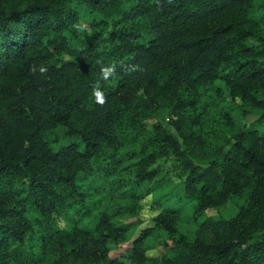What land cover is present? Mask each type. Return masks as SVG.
<instances>
[{
    "label": "trees",
    "instance_id": "16d2710c",
    "mask_svg": "<svg viewBox=\"0 0 264 264\" xmlns=\"http://www.w3.org/2000/svg\"><path fill=\"white\" fill-rule=\"evenodd\" d=\"M257 9L264 0H0V264H124L127 251L131 264H264ZM167 161L181 204L142 227ZM86 180L101 187L92 228L70 223L87 211ZM227 201L235 216L207 215ZM187 204L203 218L194 237L178 227ZM159 229L170 253L153 257Z\"/></svg>",
    "mask_w": 264,
    "mask_h": 264
},
{
    "label": "rangeland",
    "instance_id": "374dc122",
    "mask_svg": "<svg viewBox=\"0 0 264 264\" xmlns=\"http://www.w3.org/2000/svg\"><path fill=\"white\" fill-rule=\"evenodd\" d=\"M253 15L260 21L264 20L263 9H257ZM160 119L165 123L168 121L166 115H162ZM251 120L252 117H249L247 120L245 119L248 124ZM46 137L54 148L57 149L59 147V142L57 141V139L60 138L59 130L48 132ZM162 168L163 172L158 175L152 183L153 191L140 201L142 205L140 216L142 227L154 225L156 216L169 208L179 207L181 204L180 195L182 192V186L180 179L176 176L178 173L175 169L174 163L172 161H167V163H163ZM100 188V185L94 183L92 180H86L81 183V189L86 195L85 207L87 208V211L83 212V214H73L70 223L89 228L95 226L97 219L101 214V208L99 206ZM237 212L238 206L236 203L233 201H227L220 207L208 209L207 215L229 219L235 216ZM202 219V217L198 219L195 218L192 204H187L185 209L179 215L178 227L182 232L194 237L198 232V225ZM59 222L61 226H65L67 223L64 219H60ZM169 236L170 235L164 229H159L155 232L150 237V242L154 247L150 248L147 253L153 257H159L165 253H170V248L168 249L162 243L163 240H166ZM127 244L128 243H125L123 246H127ZM110 245L111 247H114L112 243ZM130 254L131 252L127 251L124 264H131Z\"/></svg>",
    "mask_w": 264,
    "mask_h": 264
}]
</instances>
